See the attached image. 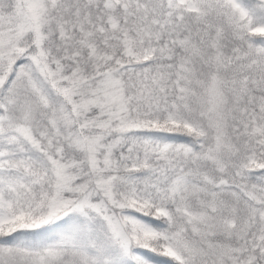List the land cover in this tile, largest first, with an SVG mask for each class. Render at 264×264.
I'll return each mask as SVG.
<instances>
[{"label": "snow or ice", "instance_id": "6c2138e0", "mask_svg": "<svg viewBox=\"0 0 264 264\" xmlns=\"http://www.w3.org/2000/svg\"><path fill=\"white\" fill-rule=\"evenodd\" d=\"M0 264H264V0H0Z\"/></svg>", "mask_w": 264, "mask_h": 264}]
</instances>
